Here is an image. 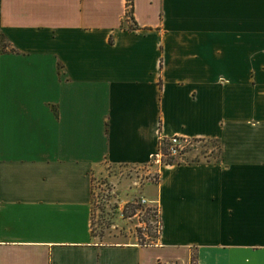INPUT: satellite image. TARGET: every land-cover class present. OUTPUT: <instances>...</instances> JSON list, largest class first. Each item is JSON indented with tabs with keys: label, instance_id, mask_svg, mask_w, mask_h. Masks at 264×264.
<instances>
[{
	"label": "crops",
	"instance_id": "0c3cea01",
	"mask_svg": "<svg viewBox=\"0 0 264 264\" xmlns=\"http://www.w3.org/2000/svg\"><path fill=\"white\" fill-rule=\"evenodd\" d=\"M0 0V264H264V0ZM153 244L93 233V173L162 137ZM147 192V193H146Z\"/></svg>",
	"mask_w": 264,
	"mask_h": 264
},
{
	"label": "rangeland",
	"instance_id": "374dc122",
	"mask_svg": "<svg viewBox=\"0 0 264 264\" xmlns=\"http://www.w3.org/2000/svg\"><path fill=\"white\" fill-rule=\"evenodd\" d=\"M182 143L183 149L175 155L170 153L169 141L162 145L159 141L158 151L163 152V156H155L156 151L145 165L104 163L94 171L92 229L98 239L142 244L158 240L162 228L158 205L144 194L143 185L159 181L162 164L212 160L219 151L218 141L213 139L184 137Z\"/></svg>",
	"mask_w": 264,
	"mask_h": 264
},
{
	"label": "built area",
	"instance_id": "2783aa9c",
	"mask_svg": "<svg viewBox=\"0 0 264 264\" xmlns=\"http://www.w3.org/2000/svg\"><path fill=\"white\" fill-rule=\"evenodd\" d=\"M162 138H164V137H162ZM165 138H167L168 141L171 144V148H170L171 149V152L170 153L171 154H175V155L178 154V153H180V150L183 149V145L184 144L182 143V140L184 139V137L182 138V137H180L178 135H174L172 137H169V138L168 137H165ZM155 156H160V158H161L163 156V152L158 151V153H155Z\"/></svg>",
	"mask_w": 264,
	"mask_h": 264
},
{
	"label": "trees",
	"instance_id": "16d2710c",
	"mask_svg": "<svg viewBox=\"0 0 264 264\" xmlns=\"http://www.w3.org/2000/svg\"><path fill=\"white\" fill-rule=\"evenodd\" d=\"M132 11H133V2H132V0H128V10H127V16L128 17H131V18L133 17ZM164 141H168V139L165 137L161 138L160 139V145H162V142H164Z\"/></svg>",
	"mask_w": 264,
	"mask_h": 264
}]
</instances>
